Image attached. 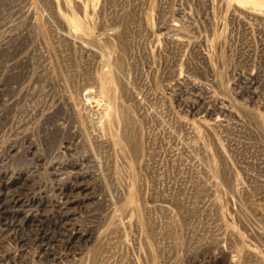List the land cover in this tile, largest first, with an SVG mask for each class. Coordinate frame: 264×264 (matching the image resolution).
<instances>
[{
    "label": "rangeland",
    "instance_id": "rangeland-1",
    "mask_svg": "<svg viewBox=\"0 0 264 264\" xmlns=\"http://www.w3.org/2000/svg\"><path fill=\"white\" fill-rule=\"evenodd\" d=\"M0 196V264H264V0H0Z\"/></svg>",
    "mask_w": 264,
    "mask_h": 264
},
{
    "label": "bare ground",
    "instance_id": "bare-ground-1",
    "mask_svg": "<svg viewBox=\"0 0 264 264\" xmlns=\"http://www.w3.org/2000/svg\"><path fill=\"white\" fill-rule=\"evenodd\" d=\"M6 191V190H5ZM66 191V190H65ZM73 192V191H72ZM79 193V192H78ZM74 195V194H73ZM1 197V196H0ZM67 197H69V196H67ZM66 197V198H67ZM16 201V200H15ZM65 201V200H64ZM73 201V200H72ZM69 202V201H68ZM71 203V202H70ZM1 205V204H0ZM15 206V205H14ZM11 207V206H10ZM10 209V208H9ZM18 210V209H17ZM7 211V208L6 207H3L2 209H1V213H3V212H6ZM57 211V210H56ZM8 212V211H7ZM22 213V212H21ZM57 216V215H56ZM60 217H61V214L59 215ZM63 216V215H62ZM15 218V217H14ZM5 219H6V217H5ZM71 219V218H70ZM21 219H19L18 221H20ZM5 221V220H4ZM10 221V220H9ZM12 221V220H11ZM10 223V222H9ZM18 227V226H17ZM18 230V229H17ZM20 230H22V229H20ZM16 231V230H15ZM10 232V231H9ZM18 233V232H17ZM23 234V233H22ZM14 235V234H13ZM7 236V235H6ZM21 237V236H20ZM59 238V237H58ZM11 239V238H10ZM26 239V238H25ZM46 239H48V238H46ZM18 241V240H17ZM85 241V240H84ZM27 242V241H26ZM49 242V241H48ZM86 242V241H85ZM31 243V242H30ZM39 243V242H38ZM79 243V242H78ZM87 243V242H86ZM77 244V243H76ZM73 245V244H72ZM85 245V244H84ZM43 246V245H42Z\"/></svg>",
    "mask_w": 264,
    "mask_h": 264
}]
</instances>
